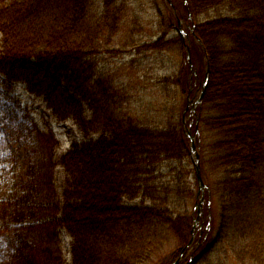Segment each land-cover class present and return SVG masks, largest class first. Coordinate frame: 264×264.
Returning <instances> with one entry per match:
<instances>
[{
  "label": "trees",
  "instance_id": "16d2710c",
  "mask_svg": "<svg viewBox=\"0 0 264 264\" xmlns=\"http://www.w3.org/2000/svg\"><path fill=\"white\" fill-rule=\"evenodd\" d=\"M168 1L181 5L179 19L193 22L198 77L208 67L188 121L193 134L200 117L195 145L208 189L202 236L188 247L198 185H184L169 169L178 165L195 179L183 109L171 106L156 125L140 122L111 82L97 79L94 57L115 52L108 47L126 0H0V78L24 86L82 137L58 157L51 129L0 84V264H153L170 244L157 264L174 263L183 251L180 264H212L226 245L242 246V264H264V0ZM228 5L233 15H219ZM211 10L218 16L203 20ZM163 38L141 50L163 52ZM181 79L184 88L188 78Z\"/></svg>",
  "mask_w": 264,
  "mask_h": 264
},
{
  "label": "rangeland",
  "instance_id": "374dc122",
  "mask_svg": "<svg viewBox=\"0 0 264 264\" xmlns=\"http://www.w3.org/2000/svg\"><path fill=\"white\" fill-rule=\"evenodd\" d=\"M118 2L121 4L123 0H118ZM174 8L178 19L182 18L181 5H174ZM169 10L170 8L162 0H126V12L123 15L122 24L115 33L110 47H108L115 52L103 53L94 57V60L97 61V70L99 71L97 79L103 76V80L110 81L111 85L115 87L116 93L122 94L123 105L127 113L132 117L138 118L140 122L151 125H156L165 118L171 106L176 111L184 109L191 84L187 86L185 84L183 88L184 81L181 79L180 83H178L180 73L187 71L192 76L188 69V64L192 65L193 71H196L197 67L199 68L200 66L191 57L190 48L193 46L190 44L191 38L189 37L190 23L182 22L180 26L174 24L175 20L171 19ZM216 13V11L211 10L202 19L214 18L218 16ZM171 14L174 16L173 13ZM219 15H233L231 6L228 5L225 9L220 10ZM178 30L185 36V43L182 42ZM107 37L108 34L105 33L102 39L103 44ZM161 37H164L163 40L165 41V50L163 52L145 53L141 50V46L154 43ZM178 37L187 46L189 59H187L186 55L184 56L182 44L179 40L170 43V41ZM137 40H139L140 44L138 46L136 44L133 45V42ZM124 44L128 46H123ZM203 77L204 74L199 75V78L196 77L198 78L197 82H205ZM0 84H6L8 92L20 100L22 105L29 108L32 117L41 128L51 129L60 145L57 150L58 157L70 148L73 141L82 139L71 122L60 123L53 120L46 104L27 93L24 86L17 84L10 86L2 78H0ZM190 108H188L187 113L190 112ZM188 119L190 118L186 117L187 121ZM195 154L199 156L196 149L195 153H192L191 158H194ZM20 156V154L15 156L18 162L15 172L17 180L21 179L24 167L23 161L22 168L21 163H19L18 159L21 158ZM184 166L182 165V167ZM172 168H175V171H172L173 175H178L183 184L185 183L192 187L196 186L194 176H187L186 172L180 173L182 168L178 165H170L169 169L171 170ZM169 169L162 168L159 172L165 178L162 182L167 184L171 179L167 176L170 172L168 171ZM188 169L190 170V167ZM64 177L63 172L58 170L56 176L57 188L63 186ZM213 180H215L214 177ZM195 193H197V189H195ZM135 204H138V202ZM188 208L189 211H192L193 205L191 202L188 203ZM204 211L205 209L200 222L206 220ZM196 237L195 233L194 239ZM174 247L175 244L167 245L161 254L153 255L151 260L153 264L159 263L160 261L158 260L165 257ZM241 250L242 246L240 245L234 249L228 245L217 247L211 256L212 264H242L243 262L240 261L243 256L240 254ZM244 263L247 264V262Z\"/></svg>",
  "mask_w": 264,
  "mask_h": 264
},
{
  "label": "bare ground",
  "instance_id": "6f19581e",
  "mask_svg": "<svg viewBox=\"0 0 264 264\" xmlns=\"http://www.w3.org/2000/svg\"><path fill=\"white\" fill-rule=\"evenodd\" d=\"M181 21H182V20H181ZM182 22H183V21H182ZM182 29H183V28H182ZM190 32H193V22H192V21H190ZM194 114H195V113H194ZM196 116H197V120H196L195 123L198 125V124H199V119H200V117H199V115H196ZM197 134H198V130H197L196 136H197ZM198 167H199V164H198ZM199 171H200V168H199ZM195 179H196V183H197V185H198V190H197L198 195H197V198L200 199V201L197 202V203L195 204L196 207H197V215H196V217H195L194 225H193V227H192V233L196 232V229L198 228V225L196 226L195 224H196V222H197L198 220H199V222H200V220H201V216H202V214H203L204 207H203L202 204H201V197H204V193H205V191H206V192L208 191L207 187H206L205 184H203V182H202V185L204 186V190H203V193H202V190H200V185H199V182H198L197 177H196ZM199 192H200V194H199ZM207 219H208V217H207ZM205 221H206V220H205ZM205 221L200 222V223L203 224L202 227H201V232L203 231ZM207 228H208V227H205V229H207ZM194 229H195V230H194Z\"/></svg>",
  "mask_w": 264,
  "mask_h": 264
},
{
  "label": "flooded vegetation",
  "instance_id": "af4514ba",
  "mask_svg": "<svg viewBox=\"0 0 264 264\" xmlns=\"http://www.w3.org/2000/svg\"><path fill=\"white\" fill-rule=\"evenodd\" d=\"M183 40H184V43H185V36L182 35V41ZM189 70L191 72H193L191 69H189ZM184 74L187 76V72H184ZM188 84H191L190 88L192 87V89L189 91V93L191 94L193 92V89H194V93H195L194 96L191 98V100L189 102V106L195 107V105H197L196 104V94L199 93V89L201 87V82L200 81H198V82L197 81H194V79L189 76L186 85H188ZM195 225L196 226L198 225V228L196 229V232L197 233L201 232L202 223H200L199 220H198ZM199 234L201 236V233H199Z\"/></svg>",
  "mask_w": 264,
  "mask_h": 264
},
{
  "label": "water",
  "instance_id": "95a60500",
  "mask_svg": "<svg viewBox=\"0 0 264 264\" xmlns=\"http://www.w3.org/2000/svg\"><path fill=\"white\" fill-rule=\"evenodd\" d=\"M206 80H207V72H206V75H205V82H206ZM190 140H191V152L195 153V147H194V141H193L194 138L191 137ZM192 161L194 163V169H195L196 177H197L199 185H200V190H202V193H203L204 186L202 185L201 178H200V171H199V167H198L199 157H198L197 154H195L194 158H192ZM199 194H200V192H199ZM173 264H179V260H177Z\"/></svg>",
  "mask_w": 264,
  "mask_h": 264
}]
</instances>
